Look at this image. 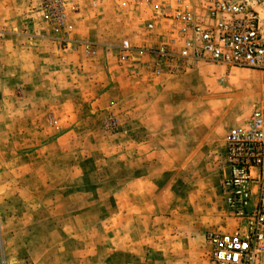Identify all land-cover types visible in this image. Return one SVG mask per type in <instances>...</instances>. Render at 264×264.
I'll use <instances>...</instances> for the list:
<instances>
[{
	"label": "rangeland",
	"instance_id": "1",
	"mask_svg": "<svg viewBox=\"0 0 264 264\" xmlns=\"http://www.w3.org/2000/svg\"><path fill=\"white\" fill-rule=\"evenodd\" d=\"M153 19L135 0H0V264H212L208 234L241 226L225 140L263 78L155 76Z\"/></svg>",
	"mask_w": 264,
	"mask_h": 264
},
{
	"label": "built area",
	"instance_id": "2",
	"mask_svg": "<svg viewBox=\"0 0 264 264\" xmlns=\"http://www.w3.org/2000/svg\"><path fill=\"white\" fill-rule=\"evenodd\" d=\"M154 19L153 34L169 33L152 57L148 71L157 77L180 62H204L259 72L264 88V0H135ZM135 53L124 43L122 62ZM227 177L223 195L230 216L240 227L234 233L207 236L212 264H264V89L260 105L244 125L225 140Z\"/></svg>",
	"mask_w": 264,
	"mask_h": 264
}]
</instances>
